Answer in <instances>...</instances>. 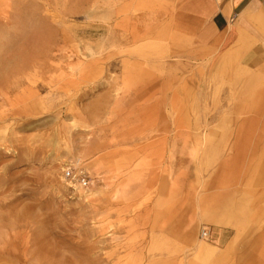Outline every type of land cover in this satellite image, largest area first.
Listing matches in <instances>:
<instances>
[{
    "label": "rangeland",
    "instance_id": "374dc122",
    "mask_svg": "<svg viewBox=\"0 0 264 264\" xmlns=\"http://www.w3.org/2000/svg\"><path fill=\"white\" fill-rule=\"evenodd\" d=\"M173 10L0 0V264H264L256 196L208 200L230 130L255 118L173 36Z\"/></svg>",
    "mask_w": 264,
    "mask_h": 264
},
{
    "label": "crops",
    "instance_id": "0c3cea01",
    "mask_svg": "<svg viewBox=\"0 0 264 264\" xmlns=\"http://www.w3.org/2000/svg\"><path fill=\"white\" fill-rule=\"evenodd\" d=\"M171 2L173 36L193 44L207 58L209 69L224 72V99L238 101L235 115L256 122L230 130L232 152L219 157L215 171L210 172L208 200L217 208L229 197L252 195L264 209V0ZM227 83L236 86L233 92ZM211 212L210 224L230 227L226 214ZM199 251L209 255L210 246L203 243Z\"/></svg>",
    "mask_w": 264,
    "mask_h": 264
},
{
    "label": "built area",
    "instance_id": "2783aa9c",
    "mask_svg": "<svg viewBox=\"0 0 264 264\" xmlns=\"http://www.w3.org/2000/svg\"><path fill=\"white\" fill-rule=\"evenodd\" d=\"M70 176H72L73 179L77 178L78 180H80L81 184H87L88 183V180H87L88 176H86V174H81V175L79 173H74L73 174V173H71L69 171V172H67V177L69 178ZM201 236L203 238L208 239L209 236H210L209 230H206V229L203 228L202 231H201Z\"/></svg>",
    "mask_w": 264,
    "mask_h": 264
}]
</instances>
